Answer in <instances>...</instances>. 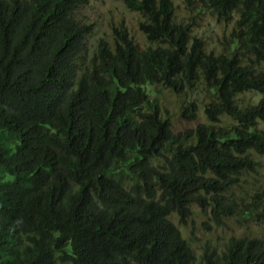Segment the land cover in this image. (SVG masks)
<instances>
[{"label":"trees","instance_id":"obj_1","mask_svg":"<svg viewBox=\"0 0 264 264\" xmlns=\"http://www.w3.org/2000/svg\"><path fill=\"white\" fill-rule=\"evenodd\" d=\"M124 1L149 46L122 25L92 50L90 0H0V264H264V236L199 253L172 219L187 226L196 205L218 227L264 220V185L231 192L264 155V0H200L238 15L221 53L173 0ZM201 81L210 123L175 132L153 87ZM181 115L198 120L197 103Z\"/></svg>","mask_w":264,"mask_h":264},{"label":"rangeland","instance_id":"obj_2","mask_svg":"<svg viewBox=\"0 0 264 264\" xmlns=\"http://www.w3.org/2000/svg\"><path fill=\"white\" fill-rule=\"evenodd\" d=\"M176 7V18L191 27V33L205 41L207 51L216 53L224 52L226 38H228L235 26L238 15L229 22L219 20L216 15L202 5L200 0H173ZM81 13L89 22L94 23V31L88 38L89 44L94 50L100 38L110 42L114 40L113 28L125 26L130 31L141 47L150 45L146 35L140 29L142 14L130 9L124 0H90L84 6ZM155 92L151 96L159 100L162 113L170 118L175 132H184L195 128L199 123H210L205 113V105L211 99L204 81L198 82L192 89L182 94L175 93L163 85L153 87ZM260 95L255 92H246L239 95L244 104L256 103ZM195 101L198 105L199 118L190 121L182 117L181 110L188 102ZM220 125L234 122L231 117L223 116ZM264 129V123L260 124ZM260 161L258 174L245 173L241 182L233 188L239 202H249L253 194L262 189L264 185V155L257 156ZM5 178H10L4 174ZM262 209V208H260ZM195 215L187 226L179 223L178 217L172 216L173 221L181 228L184 236L193 238V245L201 252L200 246L206 240L214 245H222L231 236H264V220L228 219L226 224L218 227L209 215L202 212L200 207L194 205Z\"/></svg>","mask_w":264,"mask_h":264}]
</instances>
